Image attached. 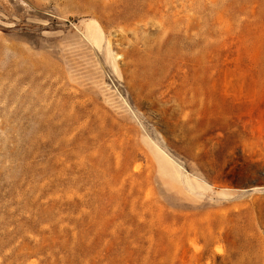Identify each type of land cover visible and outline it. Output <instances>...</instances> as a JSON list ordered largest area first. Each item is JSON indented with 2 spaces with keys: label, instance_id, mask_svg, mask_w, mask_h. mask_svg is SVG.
<instances>
[{
  "label": "rangeland",
  "instance_id": "obj_1",
  "mask_svg": "<svg viewBox=\"0 0 264 264\" xmlns=\"http://www.w3.org/2000/svg\"><path fill=\"white\" fill-rule=\"evenodd\" d=\"M0 264H264V0H0Z\"/></svg>",
  "mask_w": 264,
  "mask_h": 264
}]
</instances>
